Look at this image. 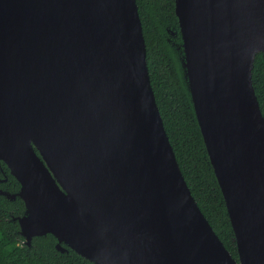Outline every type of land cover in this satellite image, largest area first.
<instances>
[{
	"label": "water",
	"instance_id": "water-1",
	"mask_svg": "<svg viewBox=\"0 0 264 264\" xmlns=\"http://www.w3.org/2000/svg\"><path fill=\"white\" fill-rule=\"evenodd\" d=\"M182 75L234 231L224 246L155 101L136 0H0V161L20 234L94 264H264V0H174ZM6 177L0 178V181Z\"/></svg>",
	"mask_w": 264,
	"mask_h": 264
},
{
	"label": "trees",
	"instance_id": "trees-1",
	"mask_svg": "<svg viewBox=\"0 0 264 264\" xmlns=\"http://www.w3.org/2000/svg\"><path fill=\"white\" fill-rule=\"evenodd\" d=\"M136 4L150 83L181 173L211 227L237 259L234 231L182 75V41L174 0H136ZM252 83L264 116V53L255 56ZM0 176L6 177L1 190L18 191L19 183L3 161ZM24 209L20 197L0 194V264H94L69 247L57 250L51 234L33 236L27 244L17 221Z\"/></svg>",
	"mask_w": 264,
	"mask_h": 264
},
{
	"label": "flooded vegetation",
	"instance_id": "flooded-vegetation-1",
	"mask_svg": "<svg viewBox=\"0 0 264 264\" xmlns=\"http://www.w3.org/2000/svg\"><path fill=\"white\" fill-rule=\"evenodd\" d=\"M0 178H2V177L0 176ZM0 183H2V181H0Z\"/></svg>",
	"mask_w": 264,
	"mask_h": 264
}]
</instances>
